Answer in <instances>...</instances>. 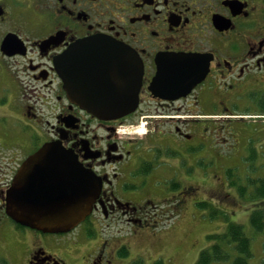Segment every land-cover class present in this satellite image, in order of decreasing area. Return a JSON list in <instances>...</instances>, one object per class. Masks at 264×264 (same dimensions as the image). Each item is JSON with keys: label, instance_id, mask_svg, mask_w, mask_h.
I'll use <instances>...</instances> for the list:
<instances>
[{"label": "flooded vegetation", "instance_id": "1", "mask_svg": "<svg viewBox=\"0 0 264 264\" xmlns=\"http://www.w3.org/2000/svg\"><path fill=\"white\" fill-rule=\"evenodd\" d=\"M0 5L5 10L0 44L7 34L19 44L12 56L0 51V78L8 113L20 122L0 137L5 150L0 154V237L14 225L37 244L48 234L35 223L60 206L29 204V197L16 200L19 188L68 185L71 196L61 205L74 203L71 163L52 152L37 164L38 171L31 170L32 179L15 187L18 168L44 143L62 146L99 185L98 192L96 185L88 190L91 211L82 224L91 245L81 264H113L118 250L130 248L139 232L153 236L152 226L183 215L191 193L202 190L198 165L211 158L215 171L218 163L219 114L255 110L254 120L233 115L229 133L230 161L250 171L249 122L255 123L253 130L260 128L264 142V0H0ZM93 36L136 53L135 67L142 73L138 106L123 118L91 115L68 98L55 71L56 57ZM188 57L194 60L190 66ZM191 71H205L203 80L185 95L160 97L174 96L175 81H184L181 73L188 77ZM157 74L161 82L153 92ZM41 166L48 169L46 179ZM260 182L264 187V165ZM26 264L66 263L35 247Z\"/></svg>", "mask_w": 264, "mask_h": 264}, {"label": "rangeland", "instance_id": "2", "mask_svg": "<svg viewBox=\"0 0 264 264\" xmlns=\"http://www.w3.org/2000/svg\"><path fill=\"white\" fill-rule=\"evenodd\" d=\"M1 69L2 64L0 63V73ZM4 89L5 79L1 77L0 132L6 128V124H9L10 128H16V122L13 124L12 121H7L3 117L8 113V109L4 107L7 99ZM17 124L20 126L19 121ZM229 141L227 134L221 135L219 148L222 154L228 153ZM219 165L220 170L217 175L220 177L223 169L228 167L227 157L221 158ZM208 168H211V165H208ZM215 177L210 179L204 174L199 178V183L203 185L197 184L205 189L201 191L202 194L198 193L200 197L197 202L203 201L206 202V205H197L196 203L190 206L188 203L185 215L179 216L175 223L174 221L163 223L165 225L162 224V231L156 236H152L146 231L139 232L140 238L136 237L133 241V247L129 251L131 253L123 254L122 252L116 255L114 264H194L200 251L211 245L207 236L224 232L229 221L242 224L245 232L251 238L252 257L248 264H264V236L256 234L249 221V216L255 207H252V203H243L242 201V204L237 207L232 199L228 202L220 200L222 203L216 204L211 200L213 194L206 190H219L225 195L222 182L217 180L218 177ZM221 211L228 212V220L222 216ZM12 226L2 234L0 240V254L6 259L7 264H26L27 257L35 247L62 259L66 264H80L82 258H85L89 253L90 234L84 225L79 230L65 235H41L36 239L37 244L35 245L34 240L29 238L22 229Z\"/></svg>", "mask_w": 264, "mask_h": 264}, {"label": "water", "instance_id": "3", "mask_svg": "<svg viewBox=\"0 0 264 264\" xmlns=\"http://www.w3.org/2000/svg\"><path fill=\"white\" fill-rule=\"evenodd\" d=\"M2 13L0 8V15ZM7 40V37L3 40L2 48L7 45ZM113 47L122 50L120 46H116L104 38L81 40L61 55L56 64L68 93L76 96V101L99 117L123 116L131 112L136 103L139 78L137 79L132 72L125 74L122 80L128 93L125 98L116 103L119 112L112 102L103 101V64L106 59H111L107 51ZM98 54H101L99 57H102V59H98ZM120 57L125 61L133 59V56L126 50L121 53ZM96 62L97 64H95ZM87 91H90L92 95L88 94ZM111 109H116L118 113H111ZM61 212L62 214L56 218L61 225H66V228L75 226L80 220L79 215L82 216L85 213L84 209L77 210V218L68 219V213L63 210Z\"/></svg>", "mask_w": 264, "mask_h": 264}, {"label": "trees", "instance_id": "4", "mask_svg": "<svg viewBox=\"0 0 264 264\" xmlns=\"http://www.w3.org/2000/svg\"><path fill=\"white\" fill-rule=\"evenodd\" d=\"M225 174L227 181L233 185L230 169H227ZM250 185L252 190L249 193L240 187V195L245 199L260 202L252 212L250 224L256 234L264 236V187L259 178L252 180ZM207 239L211 245L201 250L194 264H248L252 257L251 238L240 225L230 224L225 232L208 235Z\"/></svg>", "mask_w": 264, "mask_h": 264}]
</instances>
